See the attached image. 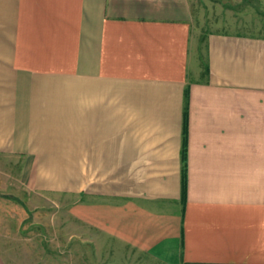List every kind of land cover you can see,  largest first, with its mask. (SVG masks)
<instances>
[{
    "label": "crops",
    "instance_id": "crops-1",
    "mask_svg": "<svg viewBox=\"0 0 264 264\" xmlns=\"http://www.w3.org/2000/svg\"><path fill=\"white\" fill-rule=\"evenodd\" d=\"M191 21L190 0H0V157L161 264H264V37L200 52Z\"/></svg>",
    "mask_w": 264,
    "mask_h": 264
},
{
    "label": "rangeland",
    "instance_id": "rangeland-1",
    "mask_svg": "<svg viewBox=\"0 0 264 264\" xmlns=\"http://www.w3.org/2000/svg\"><path fill=\"white\" fill-rule=\"evenodd\" d=\"M192 32L264 37V0H190ZM17 166L0 157V249L14 264H161L72 220L68 197L25 191Z\"/></svg>",
    "mask_w": 264,
    "mask_h": 264
}]
</instances>
